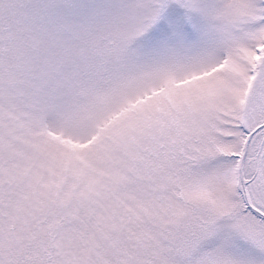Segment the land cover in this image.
I'll list each match as a JSON object with an SVG mask.
<instances>
[{"label": "snow or ice", "instance_id": "1", "mask_svg": "<svg viewBox=\"0 0 264 264\" xmlns=\"http://www.w3.org/2000/svg\"><path fill=\"white\" fill-rule=\"evenodd\" d=\"M0 264H264V0H0Z\"/></svg>", "mask_w": 264, "mask_h": 264}]
</instances>
